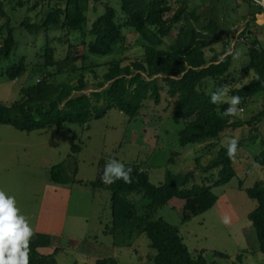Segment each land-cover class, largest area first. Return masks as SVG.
Returning a JSON list of instances; mask_svg holds the SVG:
<instances>
[{
  "label": "rangeland",
  "instance_id": "rangeland-1",
  "mask_svg": "<svg viewBox=\"0 0 264 264\" xmlns=\"http://www.w3.org/2000/svg\"><path fill=\"white\" fill-rule=\"evenodd\" d=\"M2 1L13 21L17 46L8 59L0 61V72H5L8 65L22 56H26L27 61V71L18 80L0 76V101L6 105L19 101L23 96L22 88L38 82L47 72L49 80L57 84L77 82L84 73L89 86L74 95H90L97 90L111 62L122 60L127 65L135 60H145V41L128 25V17L122 11L123 0L88 2L85 30L91 28L110 4L117 10L118 22L126 37L112 54L100 56L87 51L86 65L89 70H95L97 76L93 71L74 69V66L82 68V57L74 64H60L48 69L43 66L46 47H53L56 60L61 62L71 51H77L79 55L86 52L83 42L89 44L93 39L89 34L84 36L80 31L61 30L47 33L44 29L29 34L21 26L27 16L41 22L55 3H62V0H40L34 10H30L34 0L16 9V0ZM181 1L172 0L175 7H179ZM188 1L190 8H196L202 15L198 26L212 18L219 22L221 41L214 45L216 52L231 49L234 57L228 77L231 86L240 87L250 82L255 73L244 74L251 59L250 45L256 41L264 46V26L257 27L253 18L263 20L264 11L252 0ZM241 28L244 29L242 32ZM172 41V38L165 39L162 48L169 49ZM208 53L211 59L213 53ZM206 89L212 92L213 83ZM172 102L175 101L163 91L160 104L147 99L134 117L114 106L108 108L105 115L93 116L85 124L66 122L60 128L28 132L12 124H0V190L16 198L17 206L33 232L52 237L51 246L42 251L55 254L58 264H96L98 259L105 257L116 258L117 264H154L152 258L156 250L146 233L136 234L132 240L119 239L122 243H117V238L109 233L114 219L112 191L107 187L95 188L92 183L99 179L100 170H104L112 159L124 165L140 166L155 185L165 182L168 171L197 170L196 183L203 184L206 178L213 181L219 170L205 173L202 168L197 169V159L200 158L202 166H207L232 137H238L244 143L234 163L236 176L225 185L212 186L219 198L217 204L184 221V200L174 198L158 209L155 218H162L177 227L192 255L204 254L208 264L264 263L257 231L249 218L258 202L247 192L264 180V167L254 162L255 156L264 150V119L251 123L264 108V94L255 97L242 112L233 116L234 120L244 122L241 127L225 131L220 139L187 145L180 141L186 121L177 114L178 107ZM212 143L217 146L211 147ZM71 161L77 165L76 181L70 184L53 182L51 168ZM128 195L136 203L139 214H145L150 200L139 193ZM225 216L230 217L227 225L222 223ZM216 252L225 256L216 255Z\"/></svg>",
  "mask_w": 264,
  "mask_h": 264
},
{
  "label": "trees",
  "instance_id": "trees-1",
  "mask_svg": "<svg viewBox=\"0 0 264 264\" xmlns=\"http://www.w3.org/2000/svg\"><path fill=\"white\" fill-rule=\"evenodd\" d=\"M31 1L16 0L14 9ZM62 1L64 3L56 2L41 22L32 21L27 16L21 26L29 34L42 29L47 33L61 30L69 33L80 31L84 36L89 34L93 39L89 44L83 42L86 52L79 55L77 51H71L61 62L56 60L54 48L46 47L43 66L48 69L60 64H74L82 57V68L74 66V69L93 71L97 76V72L89 70L86 65L87 51L100 56L109 55L117 45L126 41L122 25L118 22L117 10L107 4L105 13L94 21L90 29L85 30L89 0ZM39 3L40 0H34V6L30 10L36 9ZM5 8V2L0 0V61L8 59L17 46L13 21ZM260 8L264 11V7ZM122 11L128 17V25L145 41L144 61L135 60L127 65L122 60L111 62L99 81L97 90L90 95H74L89 86L84 73L77 82L60 84L50 81V74L44 73L41 80L22 88L23 96L19 101L12 105L0 101V124H12L17 129L28 132L55 126L60 128L66 122L85 124L93 116L105 115L106 110L114 106L134 117L143 109L147 99L160 104L163 91L175 101L172 103L178 107L177 114L186 121L185 128L180 132L183 145L220 139L225 131L244 124L241 120H234L233 116H223L222 113L229 105L213 104L211 94L218 89L227 88L226 98L241 97L238 105L240 108L255 97L263 95V45L256 41L250 45L251 59L244 74L247 76L253 71L254 77L243 86L233 87L228 80L234 65L233 54L221 59L228 51L224 49L211 59L207 56L208 48L219 39L220 24L215 18L198 26L202 15L196 8H190L188 0H182L179 7H175L172 0H123ZM253 20L256 21V18ZM245 31L246 29L244 34ZM167 38H172L173 41L169 49H164L162 45ZM26 71V56H22L8 65L5 72H0V76L6 75L9 80L16 81ZM212 83L213 91L210 92L206 88ZM263 119L264 108L253 117L251 123ZM243 143V140H239L234 159L228 157L225 146L219 149L207 166H202L200 158L197 159V169L202 168L205 173L219 170L216 179L212 181L206 178L203 184L196 183L197 170H191L186 173L168 171L165 182L155 185L145 170L136 164H130L125 165V168L131 169V182L125 183L121 179L109 185L101 180L104 172L101 169L99 179L92 185L95 188L107 187L112 191L114 219L109 233L117 238V243L132 240L136 234L146 233L152 248L156 250L152 258L154 264H208L204 254L198 257L192 255L177 227L162 218H155V213L174 198L184 200V221L213 208L219 198L212 186L225 185L236 176L234 163ZM216 146V143L211 144V147ZM74 149L78 150L76 147ZM254 162L264 167V150L255 156ZM76 173V162H62L51 168L50 176L55 183L70 184L76 181ZM247 192L258 202L249 218L256 228L261 251L264 253V180ZM132 193L143 194L144 198L150 200L145 214H139L136 203L128 195ZM51 244V236L34 232L29 245L30 264H58L55 254H43L40 251V248ZM215 254L225 256L221 252ZM96 264H117V260L105 257L98 259Z\"/></svg>",
  "mask_w": 264,
  "mask_h": 264
},
{
  "label": "clouds",
  "instance_id": "clouds-1",
  "mask_svg": "<svg viewBox=\"0 0 264 264\" xmlns=\"http://www.w3.org/2000/svg\"><path fill=\"white\" fill-rule=\"evenodd\" d=\"M256 4L264 7V0H255ZM231 54V49L225 52L221 59ZM259 79V77H257ZM227 88H221L211 94L213 104L227 103L228 108L222 113L223 116H237L240 109L237 107L241 103L240 96L226 98ZM239 138H229L225 147L230 159H234L238 151ZM125 183L131 182V169L115 159L106 163L101 180L105 184H112L117 180ZM222 223H230V217L222 218ZM34 235L26 217L21 214L14 196L0 190V264H30L29 251L30 239Z\"/></svg>",
  "mask_w": 264,
  "mask_h": 264
},
{
  "label": "crops",
  "instance_id": "crops-1",
  "mask_svg": "<svg viewBox=\"0 0 264 264\" xmlns=\"http://www.w3.org/2000/svg\"><path fill=\"white\" fill-rule=\"evenodd\" d=\"M263 14V13H262ZM264 15V14H263ZM263 21V22H262ZM247 22H248V20H247ZM246 23V22H245ZM256 26L257 27H262V26H264V19L263 20H261V19H258V20H256ZM247 29V24H245V26H244V29ZM243 28H241V30H240V32H242V30H244ZM250 31H254V28H250ZM239 32V33H240ZM253 34H255V33H253ZM253 34H251L252 36H253ZM219 41H221L220 40V37H219V39L216 41V42H219ZM215 42V43H216ZM226 47L228 48V46L226 45ZM208 52H210V53H213V56H212V58L214 57V56H216L218 53H220V52H216V50H215V45H214V43H213V45H211L210 47H209V50H208ZM207 52V56H209V53ZM50 247V246H49ZM49 247H46V248H49ZM40 251L43 253V254H52V253H50V252H43L42 251V248H40Z\"/></svg>",
  "mask_w": 264,
  "mask_h": 264
},
{
  "label": "built area",
  "instance_id": "built-area-1",
  "mask_svg": "<svg viewBox=\"0 0 264 264\" xmlns=\"http://www.w3.org/2000/svg\"><path fill=\"white\" fill-rule=\"evenodd\" d=\"M240 36V34L238 35ZM242 40H245L244 38H241ZM246 41V40H245ZM240 111L242 112L243 111V108H240Z\"/></svg>",
  "mask_w": 264,
  "mask_h": 264
}]
</instances>
